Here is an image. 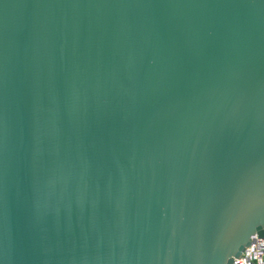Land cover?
I'll use <instances>...</instances> for the list:
<instances>
[{
  "label": "water",
  "instance_id": "1",
  "mask_svg": "<svg viewBox=\"0 0 264 264\" xmlns=\"http://www.w3.org/2000/svg\"><path fill=\"white\" fill-rule=\"evenodd\" d=\"M264 238V0H0V264H234Z\"/></svg>",
  "mask_w": 264,
  "mask_h": 264
},
{
  "label": "built area",
  "instance_id": "2",
  "mask_svg": "<svg viewBox=\"0 0 264 264\" xmlns=\"http://www.w3.org/2000/svg\"><path fill=\"white\" fill-rule=\"evenodd\" d=\"M234 264H264V238L253 236L250 248L244 250Z\"/></svg>",
  "mask_w": 264,
  "mask_h": 264
}]
</instances>
